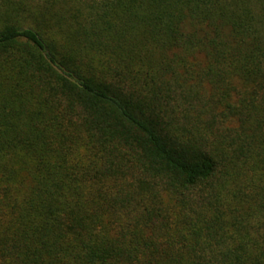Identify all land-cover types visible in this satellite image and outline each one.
<instances>
[{"label": "trees", "instance_id": "1", "mask_svg": "<svg viewBox=\"0 0 264 264\" xmlns=\"http://www.w3.org/2000/svg\"><path fill=\"white\" fill-rule=\"evenodd\" d=\"M0 264H264V0H0Z\"/></svg>", "mask_w": 264, "mask_h": 264}]
</instances>
